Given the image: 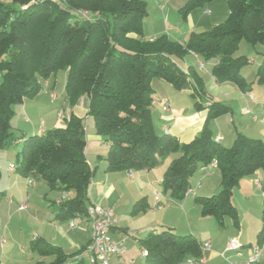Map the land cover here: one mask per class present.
I'll list each match as a JSON object with an SVG mask.
<instances>
[{
    "label": "trees",
    "instance_id": "1",
    "mask_svg": "<svg viewBox=\"0 0 264 264\" xmlns=\"http://www.w3.org/2000/svg\"><path fill=\"white\" fill-rule=\"evenodd\" d=\"M210 1L188 0L182 8L187 14ZM224 1L226 18L203 32L190 33L184 43L165 34L154 39L143 36L144 0L0 1V150L16 141L10 125L14 106L36 97L44 81L63 71L68 105L74 107L86 97V115L96 135L109 143L106 172L151 170L172 156L160 186L172 199L181 200L190 187L189 179L201 166L216 160L219 191L196 196L194 202L202 217H212L219 225L229 217L237 225L233 190L241 178L258 170L264 178V141L237 133L230 147L216 142L208 121L229 112L218 101L207 106L202 129L188 143L158 134L151 114L155 79L178 91L190 89L193 96H206L196 69L180 66L189 54L202 62L214 61L211 74L217 83L251 90L252 83L241 74L250 60L235 52L241 41L264 45V0ZM254 82L264 85V58ZM194 108L202 105L196 102ZM21 136L15 170L25 179L45 182L51 190L70 195L58 205L56 219L86 215L94 169L85 157L84 118L71 113L62 127ZM139 203L132 213L135 207L145 211ZM261 218L259 244L264 242V207ZM137 242L145 251L143 264H184L188 258L201 256L195 237L179 235L172 228L149 231ZM31 249L53 257L49 264H63L80 251L66 254L41 238L31 241Z\"/></svg>",
    "mask_w": 264,
    "mask_h": 264
},
{
    "label": "crops",
    "instance_id": "2",
    "mask_svg": "<svg viewBox=\"0 0 264 264\" xmlns=\"http://www.w3.org/2000/svg\"><path fill=\"white\" fill-rule=\"evenodd\" d=\"M4 1L8 3L10 2V0ZM171 1L176 3L179 7H182L188 0ZM163 8L160 10L163 11ZM215 9L216 8L214 7L212 1H210L204 3L201 6H198V8H193L192 11L190 10L191 13H187L183 18L189 23L188 29L185 32H182L183 34H181L179 38H176L175 36L179 35L182 29L179 31L174 30L173 34L169 35V28L166 25L164 28V32L162 28L158 29L157 32H148L146 30L145 32L143 31V36L145 38L151 39L159 35L166 34L169 38L177 42L184 43L186 42V39L188 38L190 33L203 32L209 29L211 26L222 22L226 18L227 11H224L221 15V12L218 13L216 12L217 10L215 11ZM147 18H149L148 10L147 17L144 20L143 26L148 21ZM186 57L191 60V66L194 67L202 77L204 87L206 88V96H193L191 95L190 89H183L178 91L174 89L169 83L160 81L161 79L153 80L152 86L154 93L152 95L151 114L156 132L158 134H170L176 137L180 143L190 142L202 129L206 121L207 106L211 103V101L216 100L224 104L232 105V101H230L229 98L226 97L229 95V91L232 90L239 94L240 102L246 107L245 113L251 117L247 120L242 117L236 118L233 117L232 111L229 110L228 113L209 120L208 126L213 134L214 139L216 137H220L221 139L219 140V143L224 147H230L237 133H241L249 138H257V135L262 133L263 131L262 124L264 126V89H257L259 88L257 87L254 91L249 90L243 92L232 84H219L211 74V69L214 64L213 60L205 63L197 58L194 54H189ZM263 58L264 53H262L259 63ZM198 62L203 63V67L201 69L198 68ZM183 63V66L180 64L183 69H186L187 66H190L188 61H186L185 59L183 60ZM255 63H258V60ZM259 63L257 65H259ZM45 82L46 85L43 86L42 90L36 97L40 96V93H44L46 90H49V88L51 90V88L53 87V85H51L49 81ZM155 83L156 88L154 86ZM209 94H211L212 97ZM50 96L52 101H56L57 97L55 96V94L50 92ZM196 102L200 103L202 105V108L195 109L194 103ZM24 104L25 100L21 104L16 105L18 106V113L22 114L24 112V110L26 109V106ZM165 104H169L167 110L162 109ZM64 105L68 106L67 109L62 110L64 111L66 118L69 117L71 113H73L78 117L84 118V121L88 123L90 117L86 115L88 108V99L86 97L81 98L78 104L74 107H70L64 98L62 102L63 108ZM250 106L251 108H256V110L258 111H252ZM247 110H249V113L246 112ZM58 119H54L48 126H45L46 124L42 121L41 118L39 120V123L31 124L28 117L24 116L23 122L26 125L22 130H20L19 136L16 137L14 145L20 147V144L23 141V139L21 138L23 136L21 135L30 136L42 134L47 130H52L56 127L64 126L66 119H60L64 121H62V123H60ZM251 124L256 125L254 129L257 128L256 131L258 130V133H255L253 131ZM85 139V157L90 167L93 169L92 163L96 164L99 160L103 161V164H101V168H98L99 166L94 167V174L88 190V205L99 204L104 207L112 208L118 216V223L115 225V227L111 228V234L115 238H118L122 241L124 253L122 255L114 256L110 262L111 264H138V255L139 253H141L142 249L137 242V238L134 236L132 237V240L136 242L135 244H138V252L136 251V247L132 245V242V244L130 243L127 245V241H125V238L126 235L129 234V231L122 223V221H124L126 217L123 214H119V212L123 213L127 212L128 210H130L131 212L134 209L135 203L138 201H140L139 204L145 208L143 214L146 212H151V207L155 205L154 191L158 190V186H160L161 184L165 168L172 156L165 159L158 167L154 169L132 171V176L128 177L126 171H105V155L108 151L109 143L105 142L101 136L96 135L92 123L85 128ZM90 145L91 151H94L92 159H89L87 157ZM10 164L15 165L16 162H10L5 170H1L0 168V224L1 218L5 216L6 212L11 210L20 211L17 209V206L23 201H28V199L33 196V193L37 190V184L44 183L46 185L45 182L36 180H34V184H28L27 179L23 178L15 169H10ZM198 174H200L199 176L201 177H199V181L197 182V184L190 185V187L194 190L193 194L191 195H195L196 197L200 193L201 196L208 197L216 194L219 191L220 174L216 167L211 168L206 173L198 172ZM256 179L259 180L261 188H258L255 185L254 181ZM262 180H264L263 173L262 171L258 170L252 176L241 178L236 188H234L231 197V203L234 206L235 200L239 201L242 214L241 216H239L237 225H234L232 228L227 229L225 227L220 231L219 229H217V227H215V225H213V223L208 221L207 226L210 227L211 233L202 234L203 232H197V230L191 228L189 224L181 228L182 230H180V232L176 231V233L179 235L190 234L196 239L199 238L198 241L200 242V244L206 240H209L211 246L210 250L205 254L206 264H230V262L242 261L246 259L249 255L248 249L250 248V246L258 244L257 235L262 226L261 215L264 207V204L262 205L261 201V195L262 192H264V185H262ZM28 188H31L30 194L28 192ZM158 191L161 192L159 201L162 205V208H168L169 204L171 205L173 202L176 206L182 207L180 209H184V207H191L192 209L194 208V205L190 206V199H185L183 200V202H180L181 200L172 199L169 195H167V193H164L162 190ZM258 191L261 193V195L260 193L257 194ZM57 192L59 195H61L60 191ZM187 196L189 195H186V197ZM69 197L70 195L67 194V199ZM7 199H11L12 203H8ZM59 200L60 199L49 202L42 209L39 206L36 207V212H41L40 215H43L42 220H37L38 225H42V223H45L51 228L62 229L63 226L55 225L60 220L55 218L59 205L57 203ZM193 203L195 204V202ZM245 203H249L251 205L253 204V207H246ZM28 208L29 205L28 202H26V209L22 211H26ZM136 208L139 207H135V209ZM162 208H160V210H162ZM259 210H261L259 212L260 215L258 214ZM70 219H76V225L70 227V225L67 223L68 225H66V229H62L63 231L58 235L57 240L55 237L49 239L47 238L49 241L48 243L58 246L66 254H72L79 251L80 249H83L90 238V222L88 221L85 214L80 215V219L76 216ZM70 219H67V221ZM146 222L143 223L140 230H138L139 236H141H138V238H142L149 231L159 232L158 228L160 227L172 228L174 229V231L178 227L172 221L163 220L161 222ZM4 228L5 226L3 224L0 225V235L3 232ZM202 235H204L205 237L201 238ZM38 238V236H34L32 240ZM231 238L237 239V241L241 245L239 256L236 255L234 251L225 250L226 243ZM3 241L4 239L1 238V243H3ZM31 241L29 244L30 250H32ZM40 257L41 260L37 262V264H39L40 262L42 264H49L53 258L51 256ZM75 257L70 261H66V263L71 262L72 264H82L83 258H76L75 260ZM141 259L142 261L140 264H143L144 258L142 257ZM258 264H264V255L260 258Z\"/></svg>",
    "mask_w": 264,
    "mask_h": 264
},
{
    "label": "rangeland",
    "instance_id": "3",
    "mask_svg": "<svg viewBox=\"0 0 264 264\" xmlns=\"http://www.w3.org/2000/svg\"><path fill=\"white\" fill-rule=\"evenodd\" d=\"M0 1H2L3 3H8L4 0H0ZM144 1L147 4V10L149 12V18H147L148 21L143 26L144 32L146 30L148 32H152V31L157 32V30L160 28H162L164 32V28L166 25L169 28V35L173 34L174 30L179 31L182 29L180 31V34L175 36L176 38H179L180 35L183 34L182 32H185L188 29L189 23L188 21L183 19L184 16L186 15L182 8L184 5L182 7H179L176 3L172 2L171 0H144ZM212 3L214 7L216 8L215 11L217 10L216 12L218 13L221 12V15L223 14L224 11H227V7H226L224 0H212ZM160 4H162V6L164 7L163 11H161L159 8ZM191 11H189L188 14H190ZM188 38L186 39V41L188 40ZM262 53H264V46L260 44L253 46L247 43L246 41H241L239 44L238 50L235 52L236 56L246 55L249 57L250 62L242 68L241 74L247 83H252L251 84L252 91H254L257 87H259L257 89H264V86L258 85L254 82L255 71L258 66L257 64L259 63L260 58L262 56ZM184 59L188 61L189 65H191V60L188 57H185ZM257 60H258V63H255ZM199 64L200 63L198 62L197 65L199 66ZM181 65L182 66L184 65L183 61L181 62ZM46 81H49L50 84L53 85L51 90L49 88V90H46L44 93H40V96L36 98L35 97L26 98L25 104H24L26 106V109L24 110L22 114L17 112L18 106L16 107L14 106L15 107L14 113L10 120L11 131L13 132L14 137H18L20 130H22L26 125L23 122L24 116L28 117L31 124L39 123L40 122L39 120L41 118L42 121L46 124L45 126H48L54 119L64 118L65 120L68 118V117L66 118L64 111H62L63 109L68 108L67 105H64V108L62 107V102L65 98V93H64L65 73L63 71H58ZM160 81H164V80H160ZM44 85H46L45 81L43 82V86ZM154 86L156 88V83ZM50 92L55 94V96L57 97L56 101H52ZM209 95L212 97L211 94ZM226 97L229 98L230 101H232V105L224 104L222 102L220 103L229 107V110L232 111L233 117H236V118L242 117V118H245L246 120L250 119L251 116L245 113L246 107L244 104L240 102L238 93L230 90L229 95ZM213 101H216V100H213ZM251 110L254 112L258 111L256 110V108H251ZM60 111H62V114L58 113ZM59 114L63 115V117L62 116L59 117ZM60 119H58V121L62 123L63 120H60ZM88 123L89 124L92 123L91 118H89ZM88 123L84 121L85 128L89 126ZM255 126L256 125L251 124L253 131L255 133H258L259 131L258 130L256 131L257 128L254 129ZM262 127H263L262 133L258 134L257 138H253V139H261L264 141L263 124H262ZM18 151H19V146H15L14 144H9L0 150L1 170H5L10 162L17 161ZM93 154H94V151H91V145H90L87 157L89 159H92ZM101 164H103V161L99 160L96 164L92 163V167L93 169L95 166H99L98 168H101ZM126 172L128 173L129 171H126ZM198 172L195 173L189 179L190 185H196L197 182L199 181L198 179L201 176H199L200 174H198ZM262 185H264V180H262ZM158 190H162V187L158 186ZM30 191H31V188H28L29 194L31 193ZM259 193L260 192L258 191L257 194ZM167 195H169V193H167ZM197 196H201L200 193ZM194 198H195V195L189 194V196L187 197L185 195V198L181 199L180 201V202H183V200L185 199H190L191 200L190 206L194 205L193 209L191 207H188V208L184 207V209H180L182 207L176 206L173 202L172 203L173 205L169 204L168 208L163 207L162 210L156 208L154 205L151 207L150 213L146 212L143 214L139 208L135 209L136 210L135 213H132V211L130 212V210H128L127 212H123V213L119 212V214H123L126 217L125 220L122 221V223L123 225H125V228L129 231V234H127L125 238V241H127V245L132 242L133 244L132 243L131 244L136 247V251L138 252V248H137L138 244H135L136 242L132 240V237L134 236L138 239V236H139L138 230H140L141 226L146 221H147L146 223L154 222V221L161 222L163 220L172 221L178 226L177 229H175V232L176 231L180 232V230H182L181 228L189 224V226L197 230V232L198 231L203 232L202 234L211 233L210 227L207 226L208 221L213 223V225H215V227H217V229H219L220 231L223 230L225 227L227 229V228H232L234 226V224L232 223L229 217H226L224 219L223 225H219L216 222V220L212 217H206V218L202 217L200 213V206L196 203L195 204L193 203ZM57 199H60L59 202H63L67 200V194L65 198H62V192H61V195H59L57 191L51 190L44 183H39L37 184V190L33 193V196L30 199H28V201H26L28 202V205H29V208L26 211L11 210V211L6 212L5 216L1 218V224H0V225L3 224L5 226L3 232L0 235V264H37V262L41 260V257L37 252H33L29 248L30 241L33 239V237L38 236L39 238H42L46 240L47 242H49L48 241L49 238L55 237L57 240L58 235L63 231L62 229H66V225H68L70 221H73L74 225H76V221H77L76 219H70L68 221L59 220V222L55 225L63 226L64 228L62 227V229L51 228L45 223H42V225L37 224L38 223L37 220H42L43 215H40L41 212H36V207L39 206L42 209L49 202L56 201ZM261 201L263 205L264 200H263L262 195H261ZM57 204H60V203H57ZM239 204H240L239 201L235 200L234 208L237 212L238 221H239V216L242 215L241 207ZM245 204H246V207H250V206L253 207V204L252 205L249 203H245ZM260 211L261 210L258 211L259 215H260L259 213ZM163 229H167V228L166 227L158 228L159 231ZM204 237L205 236L202 235L201 238H204ZM1 238L4 239L3 243H1ZM81 252H82V249H80L79 253L76 254L77 258L80 257ZM138 258H139L138 264H140L142 261L141 253H139ZM63 264H72V263L65 262ZM82 264H89L86 258L82 259Z\"/></svg>",
    "mask_w": 264,
    "mask_h": 264
},
{
    "label": "built area",
    "instance_id": "4",
    "mask_svg": "<svg viewBox=\"0 0 264 264\" xmlns=\"http://www.w3.org/2000/svg\"><path fill=\"white\" fill-rule=\"evenodd\" d=\"M163 6L160 5V9ZM86 16L85 13H83ZM154 39V38H153ZM199 68L203 67V63L199 62ZM169 104H165L162 109L167 110ZM249 113V110L246 111ZM59 113L62 114V111ZM59 114V117H63V115ZM221 138L216 137L215 141L219 142ZM216 166V160H213L207 165L201 166L198 171L202 173H206L211 168ZM10 169L14 170L15 165L10 164ZM128 177L132 176V172L129 171L127 173ZM28 184H34L32 179H27ZM255 185L258 188H261L259 180L254 181ZM194 190L191 187H188L185 191V195L193 194ZM160 196L161 192L158 190L154 191V199H155V207L160 209L162 205L160 204ZM262 196L264 198V192H262ZM66 194L62 193V198H65ZM8 203H12L11 199H7ZM58 203H60L58 201ZM18 210L26 209V201L21 202L17 206ZM80 219V215L76 216ZM86 217L90 222V238L88 243L82 249L81 255L79 258H86L89 264H111V259L114 256L122 255L124 253V248L122 241L118 238H115L111 234V228L115 227L118 223V216L114 212L112 208L104 207L99 204H90L86 208ZM70 227L74 225L73 221L69 223ZM210 242L209 240L204 241L200 245L201 256L198 258H188L185 263L188 264H206L205 254L210 250ZM241 245L235 238H231L227 241L225 250L226 251H234L236 255H240ZM264 255V242L258 243L250 246L249 255L246 259L242 261L230 262V264H258L260 258ZM141 256H145V251H141ZM77 258V257H76Z\"/></svg>",
    "mask_w": 264,
    "mask_h": 264
}]
</instances>
